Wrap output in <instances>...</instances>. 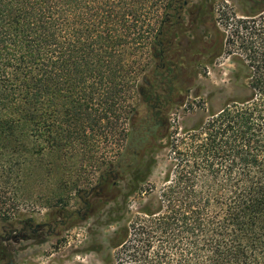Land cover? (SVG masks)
Instances as JSON below:
<instances>
[{"label": "trees", "instance_id": "trees-1", "mask_svg": "<svg viewBox=\"0 0 264 264\" xmlns=\"http://www.w3.org/2000/svg\"><path fill=\"white\" fill-rule=\"evenodd\" d=\"M257 1V17L239 22L241 36L233 31L247 83L179 131L170 117L192 85L184 74L194 85L200 63L182 67L188 0H0V144L16 134L24 162L32 146L36 155L87 153L97 136L122 137L90 190L123 195L124 206L146 195L127 211L103 264H264V0ZM205 29L208 37L193 42L211 63L236 42L212 17ZM160 151L168 166L153 192L148 178ZM81 204L87 215L90 201Z\"/></svg>", "mask_w": 264, "mask_h": 264}, {"label": "rangeland", "instance_id": "rangeland-1", "mask_svg": "<svg viewBox=\"0 0 264 264\" xmlns=\"http://www.w3.org/2000/svg\"><path fill=\"white\" fill-rule=\"evenodd\" d=\"M257 2L188 0L178 37L183 44L182 67L188 68L195 57L200 58V63L194 85L191 77L190 81L187 74L183 76L193 86L187 94L181 93L185 103L171 114L173 129L180 131L197 126L210 110L217 111L233 94H240L249 71L233 31L238 28L239 36L242 35L244 24L239 22L257 15ZM211 17L222 32L234 36L236 43L228 47L232 48L231 55L226 48L209 63L211 53L193 41L207 36L205 28ZM143 64L148 69L152 66L148 54ZM130 102L136 106L138 97L133 95ZM1 139L0 264H103L110 249L109 240L131 217L127 211H134L140 202H145L146 196L128 198L124 206L123 195L113 192L104 198L91 191L96 185L99 167L117 158L123 148V138L103 140L97 136L94 149H87V153L67 151L65 155L54 149L36 155L32 146L24 162L19 159L17 135ZM165 154L166 151L157 153L148 178L153 192L159 190L165 178L168 166ZM83 200L91 203L87 215L82 208Z\"/></svg>", "mask_w": 264, "mask_h": 264}]
</instances>
